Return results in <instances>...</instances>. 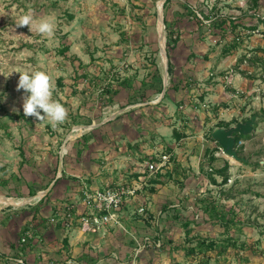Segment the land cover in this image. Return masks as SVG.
Returning a JSON list of instances; mask_svg holds the SVG:
<instances>
[{
  "label": "rangeland",
  "instance_id": "obj_1",
  "mask_svg": "<svg viewBox=\"0 0 264 264\" xmlns=\"http://www.w3.org/2000/svg\"><path fill=\"white\" fill-rule=\"evenodd\" d=\"M162 1L0 0V246H20L29 230L23 247H61L45 224L59 185L144 175L123 228L83 246V264H264V0ZM29 8L54 17V37L16 27ZM26 69L53 75L64 123L24 115L19 73L8 75ZM254 114L236 145L244 161L222 155L211 131ZM163 154L164 172L141 173ZM224 161L226 183L214 173ZM212 202L233 218L229 232L205 211ZM227 238L235 246L221 255L198 250Z\"/></svg>",
  "mask_w": 264,
  "mask_h": 264
},
{
  "label": "built area",
  "instance_id": "obj_2",
  "mask_svg": "<svg viewBox=\"0 0 264 264\" xmlns=\"http://www.w3.org/2000/svg\"><path fill=\"white\" fill-rule=\"evenodd\" d=\"M222 154V153H221ZM169 164V156L163 154L158 160L144 161L142 166L148 177L164 172ZM145 176H139L131 182L123 180L121 183H106L104 187H91L84 180L81 182L78 192L79 201H64L50 222L58 224L61 228H78L84 234L106 232L108 227L123 228L121 223V211L124 205L129 204L142 190V182ZM81 205V206H80ZM143 210V208H141ZM32 238V232L26 231L21 238L23 245Z\"/></svg>",
  "mask_w": 264,
  "mask_h": 264
},
{
  "label": "crops",
  "instance_id": "obj_3",
  "mask_svg": "<svg viewBox=\"0 0 264 264\" xmlns=\"http://www.w3.org/2000/svg\"><path fill=\"white\" fill-rule=\"evenodd\" d=\"M80 181H74L71 184L59 185V190L56 193L57 199L52 198L50 205L51 214L46 218V225L51 232L61 236V247L49 244L48 247H23L22 245H2L0 246V264H83V246L90 245L94 249L96 245H92V239L96 235L84 234L78 228L62 229L60 222L58 224L50 222V219L55 216L64 201L78 200L81 193L78 192L81 186ZM94 186V185H93ZM81 206V205H80ZM53 234V233H52ZM55 236V237H56Z\"/></svg>",
  "mask_w": 264,
  "mask_h": 264
},
{
  "label": "clouds",
  "instance_id": "obj_4",
  "mask_svg": "<svg viewBox=\"0 0 264 264\" xmlns=\"http://www.w3.org/2000/svg\"><path fill=\"white\" fill-rule=\"evenodd\" d=\"M15 25L16 27H28L30 33L45 38L54 37L56 30L54 17H37L31 8L18 16ZM13 72L19 73L16 90H23L22 108L25 116L34 117L39 122L47 121L53 128L65 122L68 118V110L59 100L53 98L56 87L51 73L44 70L26 69L13 70L8 76Z\"/></svg>",
  "mask_w": 264,
  "mask_h": 264
},
{
  "label": "trees",
  "instance_id": "obj_5",
  "mask_svg": "<svg viewBox=\"0 0 264 264\" xmlns=\"http://www.w3.org/2000/svg\"><path fill=\"white\" fill-rule=\"evenodd\" d=\"M169 0L166 1V3ZM257 2V0H255V3ZM192 13V12H191ZM221 20V25L224 24L227 20L225 19H219ZM215 22V21H213ZM166 28H168V25L166 23ZM177 40V39H176ZM171 70V63H169V73ZM119 93V91H115L112 93L111 97H114L115 95H117ZM243 138V139H249L250 135L248 136H242L239 135V137H237L236 142H239V140ZM215 159V157L213 155H211V161H213ZM229 164L227 163V161H224L223 164L220 167H216L214 169V173L218 174L219 176L222 177L223 182H227V179L229 178ZM215 182V179H212ZM50 192V191H49ZM48 192V193H49ZM47 196V195H46ZM205 211L209 214L210 217H212L213 219L216 218L219 222H221L222 226L226 227V230L229 232L230 231V225H234V220L233 218H231L228 213H225V211L219 206L216 205V203L212 202L211 204H206L205 206ZM190 221H185L183 222V227L186 228L187 230V235H190ZM222 243H217V241H215L214 239H212L208 244H205L204 241L202 242H198V250L199 251H212L214 250H218V255L223 254L227 249L234 247L235 245H233L232 239L231 238H227L221 241ZM196 252V248L194 247H189L187 248V254H194ZM220 264V263H219Z\"/></svg>",
  "mask_w": 264,
  "mask_h": 264
},
{
  "label": "water",
  "instance_id": "obj_6",
  "mask_svg": "<svg viewBox=\"0 0 264 264\" xmlns=\"http://www.w3.org/2000/svg\"><path fill=\"white\" fill-rule=\"evenodd\" d=\"M165 1L166 0H163L162 2L164 3ZM162 22H163V17H162ZM163 26L165 28L164 22H163ZM166 63H168V61ZM167 76H168V72L166 69L164 77H163L164 89L162 92V96L164 95L166 91V86L168 84V82L166 81ZM260 117H261L260 115L254 114L250 118H248L246 121L239 122L234 127H229V128L216 127L215 129H213L211 131V138H213L219 145L222 155L233 158L235 161H238V162L244 161V158L240 157L236 150V145H237L236 139L237 137H239V135H242V136L252 135L255 131V125L257 121L260 119ZM57 178H59V175ZM49 191H50V188L44 191L42 193L43 196H45Z\"/></svg>",
  "mask_w": 264,
  "mask_h": 264
},
{
  "label": "bare ground",
  "instance_id": "obj_7",
  "mask_svg": "<svg viewBox=\"0 0 264 264\" xmlns=\"http://www.w3.org/2000/svg\"><path fill=\"white\" fill-rule=\"evenodd\" d=\"M159 12H160V17H159V25H158V32L159 34L161 35L162 37V46L164 47V29H163V22H162V10H161V4L159 5ZM162 57H163V63H164V66H166V61H167V55H166V52H163L162 53Z\"/></svg>",
  "mask_w": 264,
  "mask_h": 264
}]
</instances>
